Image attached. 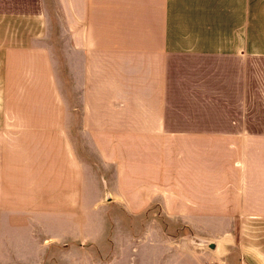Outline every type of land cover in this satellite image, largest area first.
<instances>
[{
  "label": "crops",
  "instance_id": "0c3cea01",
  "mask_svg": "<svg viewBox=\"0 0 264 264\" xmlns=\"http://www.w3.org/2000/svg\"><path fill=\"white\" fill-rule=\"evenodd\" d=\"M52 7L78 64L86 137L159 142L164 172L178 154L180 217L216 248L184 240L167 264H264V128L252 127L264 121V0H0L2 83L20 94L18 112L12 97L0 106V264L21 249L24 217L86 205L46 44Z\"/></svg>",
  "mask_w": 264,
  "mask_h": 264
},
{
  "label": "rangeland",
  "instance_id": "374dc122",
  "mask_svg": "<svg viewBox=\"0 0 264 264\" xmlns=\"http://www.w3.org/2000/svg\"><path fill=\"white\" fill-rule=\"evenodd\" d=\"M49 14L53 23L49 30L55 32L51 31L46 44L51 49L56 84L67 108V129L85 167L86 205L79 214L58 221L24 217L28 225L26 239L20 250L6 252V258L12 264H167L171 258L175 260L183 250L180 245L184 247V240L188 241L194 232L186 224L188 220L180 217V186L175 180L178 161L174 162L178 154L173 153L172 168L164 172L162 155L161 161L157 160L159 148L155 147L159 142L133 137H86L81 125L78 64L69 57L67 35L53 7ZM3 63L0 58V106L5 98L12 97V112H18L20 94L4 89ZM16 73L17 69L12 74L13 84L20 76ZM252 127L262 129L264 121H253ZM167 173L171 184L166 186L170 182L164 178ZM169 195L171 202L167 201ZM203 220L209 232L211 225H216L212 219ZM243 231L239 227L234 232L242 239Z\"/></svg>",
  "mask_w": 264,
  "mask_h": 264
},
{
  "label": "water",
  "instance_id": "95a60500",
  "mask_svg": "<svg viewBox=\"0 0 264 264\" xmlns=\"http://www.w3.org/2000/svg\"><path fill=\"white\" fill-rule=\"evenodd\" d=\"M188 242L192 246L207 247L210 249L216 248V241L214 239L202 237L195 233L189 235Z\"/></svg>",
  "mask_w": 264,
  "mask_h": 264
}]
</instances>
